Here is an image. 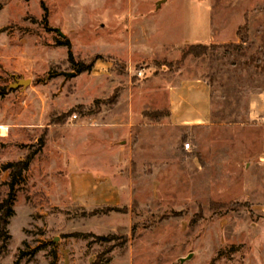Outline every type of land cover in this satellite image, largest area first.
Wrapping results in <instances>:
<instances>
[{
  "label": "rangeland",
  "instance_id": "374dc122",
  "mask_svg": "<svg viewBox=\"0 0 264 264\" xmlns=\"http://www.w3.org/2000/svg\"><path fill=\"white\" fill-rule=\"evenodd\" d=\"M159 1L0 0V201L10 190L4 166L35 155L14 184L0 264H264V126L248 129L250 146H227L233 160L221 169L205 145L215 130L196 134L207 161L178 163L173 147L189 142L192 153V140L162 126L166 92L151 88L166 87L169 73H202L214 113L263 105L252 97L264 88V0ZM240 6L258 12L246 43L184 54L210 36L211 9ZM20 78L31 82L13 87ZM76 165L116 173L130 201L74 204L67 175Z\"/></svg>",
  "mask_w": 264,
  "mask_h": 264
},
{
  "label": "crops",
  "instance_id": "0c3cea01",
  "mask_svg": "<svg viewBox=\"0 0 264 264\" xmlns=\"http://www.w3.org/2000/svg\"><path fill=\"white\" fill-rule=\"evenodd\" d=\"M167 0L161 1L162 3ZM221 2L224 0H215ZM240 3V1L248 2V0H231ZM238 7V6H237ZM238 12L233 11H222L212 9L209 21L212 26L210 36L208 39L201 40L198 43L191 44H239L242 42L240 35V29L247 23L248 33H254L255 28H251V21L256 17L257 11L254 10H243L240 6ZM240 17V19H239ZM212 18H215L214 20ZM219 19L216 21V19ZM224 18V19H222ZM238 18V19H237ZM231 27V32L228 35L227 28ZM245 28V29H246ZM256 33L260 31L263 33V29H257ZM228 35V36H227ZM189 41H186V43ZM246 43V42H242ZM166 78L169 83L166 87L156 83L151 88L156 87L153 91H165L167 99V110L168 115H165V119L162 122V126L175 127L180 130L181 137H189L192 140L193 151L192 153L187 152L182 145L173 147V150H177L179 155H174L176 162L186 163L188 154L194 156L193 159L207 161L204 157L202 150V135H196L198 131L215 130L213 139H206L207 146H215V154L218 160V169L222 168L224 161L233 160V157L227 153V146L236 145L247 146L251 144L252 133L248 132V129L254 130L261 129L264 126V88L257 90L253 94L254 99L259 100L263 105H250L248 108H242L243 113L235 114L233 108L228 109L227 107L221 108V112L214 113V99L211 89V84L208 78L202 74H192L184 76L180 73L179 75L170 74ZM182 109L180 110V108ZM131 109H133L131 107ZM230 110V111H229ZM240 111V110H239ZM132 114V113H131ZM116 115H112L113 118ZM116 122L120 124H127L128 127L132 122H129L128 116L126 118L121 115L118 116ZM132 117V116H131ZM126 120V123H122ZM231 128V134L239 133L243 138H237L231 136V138L223 137V128ZM132 128H129L131 130ZM238 131V132H237ZM262 138H264V131L262 132ZM197 136V137H196ZM255 136H258L255 133ZM2 137V136H0ZM199 137V138H198ZM237 138V140H235ZM244 140V141H243ZM248 142V144H247ZM225 148V149H224ZM187 157V158H186ZM264 159V157H262ZM192 159V158H191ZM186 160V161H185ZM68 189L71 201L79 206L86 208H97L107 206H120L130 201V197L126 195V190H129L127 186L120 185L119 179L114 172H107L102 169H98L91 166L76 165L71 167L68 171ZM131 194V191H129Z\"/></svg>",
  "mask_w": 264,
  "mask_h": 264
},
{
  "label": "trees",
  "instance_id": "16d2710c",
  "mask_svg": "<svg viewBox=\"0 0 264 264\" xmlns=\"http://www.w3.org/2000/svg\"><path fill=\"white\" fill-rule=\"evenodd\" d=\"M43 22L45 24L47 23L46 17H44ZM246 26H247V23L244 24V28L240 29L239 33H240L241 37H242V30H244L246 28ZM57 44L58 45H64L66 47H69V45H70L69 40L67 38L57 40ZM210 45L215 46V44H210ZM224 45H227V44H217L216 46L221 47ZM208 47H210V46H208L206 44H190L189 47L187 48V50L184 51V54L194 53L197 50H199V52L201 54H204V52L208 49ZM68 58L71 62H73V58H72V54H71L70 49H69ZM94 62L95 61L92 60L88 64L76 63L78 66L77 73L90 70L92 68ZM76 64H74V65H76ZM3 95H4V92H0V96H3ZM165 115H168V110L166 111ZM43 144H44V140L41 138L40 139V147H42ZM34 156H35L34 153H31V154H28L24 159L7 163L4 166L5 170H9V180H10L8 182L9 187H10L9 194L7 197H5L4 199H2L0 201V238L4 241H8L11 239V234L9 233L7 226L9 225V218L14 215V209H13V204H12L14 199H15L14 193H13L14 184L17 182L18 179H20L22 177L24 171L28 170ZM213 207H214V205H213ZM105 208L107 210L117 209L116 206H107Z\"/></svg>",
  "mask_w": 264,
  "mask_h": 264
},
{
  "label": "water",
  "instance_id": "95a60500",
  "mask_svg": "<svg viewBox=\"0 0 264 264\" xmlns=\"http://www.w3.org/2000/svg\"><path fill=\"white\" fill-rule=\"evenodd\" d=\"M163 1V0H161ZM161 1L158 2V5L161 3ZM59 34L63 37L64 35L62 33L59 32ZM67 76L71 77L74 76V73H67ZM31 82L30 79H24V78H20V79H16V82L13 84V87L17 88L20 86L26 87L27 85H29ZM184 260V259H182Z\"/></svg>",
  "mask_w": 264,
  "mask_h": 264
},
{
  "label": "built area",
  "instance_id": "2783aa9c",
  "mask_svg": "<svg viewBox=\"0 0 264 264\" xmlns=\"http://www.w3.org/2000/svg\"><path fill=\"white\" fill-rule=\"evenodd\" d=\"M70 120L71 121H74L75 119H77V114L76 113H73L72 115H70ZM183 148L184 149H189L190 148V143L189 142H185L184 144H183Z\"/></svg>",
  "mask_w": 264,
  "mask_h": 264
}]
</instances>
